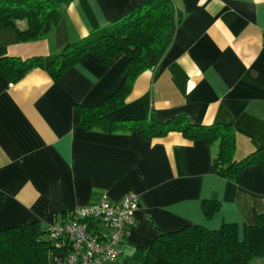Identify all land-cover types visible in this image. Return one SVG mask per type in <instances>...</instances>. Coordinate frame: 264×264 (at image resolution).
I'll use <instances>...</instances> for the list:
<instances>
[{
    "label": "crops",
    "instance_id": "1",
    "mask_svg": "<svg viewBox=\"0 0 264 264\" xmlns=\"http://www.w3.org/2000/svg\"><path fill=\"white\" fill-rule=\"evenodd\" d=\"M62 20L46 37L19 43L0 29L7 55L30 59L60 53L89 33L110 26L157 0H50ZM181 15L172 45L154 69L134 82L124 106L109 118L158 121L185 115L197 126L220 124L235 133V158L264 149V0H172ZM25 29L23 21L17 24ZM120 54L103 65L87 54L58 80L35 67L18 82L0 72V230L54 220L104 197L119 202L134 193L139 208L109 264H143L161 234L187 226L217 231L244 227L264 215V161L236 181L213 173L218 143L172 132L143 140L137 133L85 130L79 106L94 107L119 87ZM204 201L219 203L207 218ZM258 264L263 259L256 260ZM52 256L51 264H63Z\"/></svg>",
    "mask_w": 264,
    "mask_h": 264
},
{
    "label": "trees",
    "instance_id": "2",
    "mask_svg": "<svg viewBox=\"0 0 264 264\" xmlns=\"http://www.w3.org/2000/svg\"><path fill=\"white\" fill-rule=\"evenodd\" d=\"M62 17L59 7L50 0H0V29H14L19 43L43 39L58 26ZM180 18L172 0L149 2L110 26L65 46L56 55L21 59L7 55L5 49L0 48V72L14 84L38 67L56 81L87 54H94L103 65L124 54L127 60L119 72L118 89L97 106L78 107L82 128L107 133L135 132L143 140L178 132L188 140L217 142L212 171L221 178L236 181L242 170L256 161H264V149L236 159V138L231 127L197 126L185 115L163 122L156 120L153 113L140 119L109 118L112 112L124 106L135 80L143 72L156 68L166 55ZM21 21L25 23L23 30L17 27ZM219 207L216 201L202 203L207 218L217 213ZM55 252L47 228L42 229L38 223L0 230V264H51ZM258 259L264 260V215H256L254 226L244 227L242 240L233 224H224L217 231L187 226L177 232L161 234L145 250L143 264H258Z\"/></svg>",
    "mask_w": 264,
    "mask_h": 264
},
{
    "label": "built area",
    "instance_id": "3",
    "mask_svg": "<svg viewBox=\"0 0 264 264\" xmlns=\"http://www.w3.org/2000/svg\"><path fill=\"white\" fill-rule=\"evenodd\" d=\"M139 208L136 194L119 202L108 198L77 208L47 227L56 252L64 255L63 264H109L123 255V243L135 223Z\"/></svg>",
    "mask_w": 264,
    "mask_h": 264
},
{
    "label": "rangeland",
    "instance_id": "4",
    "mask_svg": "<svg viewBox=\"0 0 264 264\" xmlns=\"http://www.w3.org/2000/svg\"><path fill=\"white\" fill-rule=\"evenodd\" d=\"M53 255H54V258H57L58 261H60L61 258L64 261V255L62 253L55 252ZM132 264H139V263L138 262H132Z\"/></svg>",
    "mask_w": 264,
    "mask_h": 264
}]
</instances>
